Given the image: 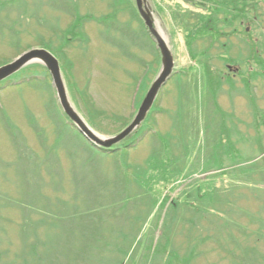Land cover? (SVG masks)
Returning <instances> with one entry per match:
<instances>
[{
    "label": "rangeland",
    "instance_id": "1",
    "mask_svg": "<svg viewBox=\"0 0 264 264\" xmlns=\"http://www.w3.org/2000/svg\"><path fill=\"white\" fill-rule=\"evenodd\" d=\"M247 1L248 25L221 12L213 42L204 0H147L174 73L115 153L67 123L41 59L0 81V264L34 239L54 243L41 264H264V0ZM136 2L0 0V66L52 50L74 109L111 138L163 70Z\"/></svg>",
    "mask_w": 264,
    "mask_h": 264
},
{
    "label": "water",
    "instance_id": "2",
    "mask_svg": "<svg viewBox=\"0 0 264 264\" xmlns=\"http://www.w3.org/2000/svg\"><path fill=\"white\" fill-rule=\"evenodd\" d=\"M138 6L141 12L144 13L149 26L151 27L152 33L157 38L159 48L162 51L163 57V70L160 75L157 77L150 90L147 92L141 107L131 125H129L124 131L118 134L115 137L101 139L98 134L92 130V128L85 123V121L81 118V116L77 113V111L72 106L69 95L67 92V88L62 76L61 66L59 60L49 51L45 49H32L28 51V53L24 54L22 57L13 60L12 62L0 66V81L6 79L11 76L15 71L19 70L21 67L26 65L29 60L32 59H41L43 64L48 68L50 74L53 79L54 87L57 90V94L60 100V104L64 109L65 113L69 116V118L74 121L78 128L81 129L84 134L89 137L92 141L97 142L100 145L105 147H111L112 145L119 143L123 138H125L128 134H130L138 125L141 124L142 121L147 117L148 112L152 108L155 103V100L158 96L159 91L163 87V85L167 82L170 76L173 73L174 69V57L173 54L166 44L165 40L158 34L155 27L153 26V19L151 13L145 14L143 7L141 5V0H138Z\"/></svg>",
    "mask_w": 264,
    "mask_h": 264
},
{
    "label": "trees",
    "instance_id": "3",
    "mask_svg": "<svg viewBox=\"0 0 264 264\" xmlns=\"http://www.w3.org/2000/svg\"><path fill=\"white\" fill-rule=\"evenodd\" d=\"M240 2H243V3L241 4ZM244 2L248 3L247 0H245V1H243V0L242 1L241 0H204V2H203V12L204 13H202V15L204 17H207L208 19H207V22L204 23L203 28H200L199 30H201V32L203 31L204 34L207 35V37L212 39L213 42H216L217 40H219L222 35L226 34L225 32H222L223 30H221V26H220L221 25V17H219V14L221 12L226 13V14L224 13L225 17L223 19V22H225V21L232 22V19L234 18V19H240V21L247 26L248 23L250 22V20H252V18H249V9H243V8H245ZM231 8H232V11H229ZM233 11H234V15L232 14L233 15V18H232V15L231 16H229V15ZM247 20H248V23L246 24L245 22ZM58 53L60 55L59 57H61L60 52H57V54ZM41 66L36 64V67H41ZM44 69L46 70L47 73H49V71L47 70L46 67H44ZM65 70L67 71V75H68L67 65H66ZM34 74L37 75V72H35ZM68 87H69V90H70L71 95H72L74 93V90H73V86L70 82L68 84ZM72 96L74 99H76V97L74 95H72ZM92 120H93V117L91 116V121ZM92 123L94 124V121H92ZM230 149L231 148H226V151H229ZM234 153H236L235 157H234V159H235L234 162L242 163L243 160H242V156L240 155V152L235 150L233 152V154ZM221 169H222V167H221ZM209 185L212 186L211 183ZM192 191H193V189H192ZM210 191H211L210 193H204L203 194L204 196H202L201 198L203 200L204 199L206 200L209 198L208 195L212 196L217 190H210ZM195 194H197V196H199L198 191ZM191 203L192 202L190 201L189 204H191ZM22 241H25V238ZM47 243L48 244H46V245L44 244L42 246L46 252H44V251L41 252V249L38 250L37 246H39L41 244V241L39 239H34L32 245H28V246L25 245L26 242H24L22 245L25 248L24 251H21L18 249L16 250V248H15V250L11 249L10 252L8 250L9 254H7V258L10 260V262L8 260L6 264H11V262H14L16 259V256L23 260V261L21 260L23 264H41L43 259H46V260L47 259H57L52 252L53 248H51V245H54L53 240L47 241ZM30 246H32V248ZM11 247H13V246H11ZM28 253H30V254L28 255ZM69 254H72L71 250L68 253V255ZM84 255H86V253H84L83 256ZM92 257H97V256L92 255Z\"/></svg>",
    "mask_w": 264,
    "mask_h": 264
},
{
    "label": "bare ground",
    "instance_id": "4",
    "mask_svg": "<svg viewBox=\"0 0 264 264\" xmlns=\"http://www.w3.org/2000/svg\"><path fill=\"white\" fill-rule=\"evenodd\" d=\"M141 5H142V7L143 8H145L146 10H149L150 11V7H149V3L147 2V0H142L141 1ZM151 12V11H150ZM154 27H155V25H153ZM150 32H152V30H150ZM159 34H160V36L165 40V42H167V40H166V38L164 37V35H163V33L160 31L159 32ZM161 52V55H162V62H163V57H164V55H163V53H162V51H160ZM67 92H68V90H67ZM160 92V91H159ZM69 95V94H68ZM157 99V98H156ZM156 101V100H155ZM141 104H142V102H141ZM141 104H140V107H141ZM140 107L138 108V111H139V109H140ZM137 111V112H138ZM148 115H149V113L147 114V117L146 118H148ZM136 117V116H135ZM134 117V118H135ZM145 118V119H146ZM72 121V120H71ZM133 121H134V119L132 120V122H131V124L133 123ZM145 121V120H144ZM144 121H142L141 122V124L140 125H138L130 134H128L125 138H123L121 141H119V143H116V144H114V145H112L111 147H105V146H103V145H100V144H98L97 142H95V141H92V140H90L89 142H90V145H89V143H87V145L91 148V149H94L95 147L97 148V149H99V150H102V151H104V152H113V153H115V151L116 150H118V149H123L125 146L127 147V146H130L131 144L130 143H126V144H122L123 143V141L124 140H126V138L128 137V136H130L132 133H134V132H137L139 129H140V126L143 124V122ZM74 124V127H75V129L77 130H79V132H80V136L81 137H83V135H84V132L81 130V129H79L78 128V126H77V124L74 122V121H72ZM86 123V122H85ZM87 124V123H86ZM130 124V125H131ZM88 125V124H87ZM128 127V126H127ZM126 127V128H127ZM125 128V129H126ZM124 129V130H125ZM77 130V131H78ZM123 130V131H124ZM121 133V132H120ZM120 133H118V134H120ZM117 134V135H118ZM117 135H115V136H117ZM115 136H113V137H115ZM101 138V137H100ZM101 139H104V138H101ZM122 145V146H121Z\"/></svg>",
    "mask_w": 264,
    "mask_h": 264
}]
</instances>
